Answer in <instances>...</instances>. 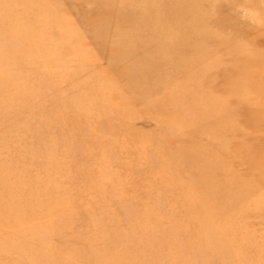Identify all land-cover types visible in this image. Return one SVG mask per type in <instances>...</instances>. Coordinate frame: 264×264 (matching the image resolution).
<instances>
[{
  "label": "rangeland",
  "instance_id": "rangeland-1",
  "mask_svg": "<svg viewBox=\"0 0 264 264\" xmlns=\"http://www.w3.org/2000/svg\"><path fill=\"white\" fill-rule=\"evenodd\" d=\"M0 264H264V0H0Z\"/></svg>",
  "mask_w": 264,
  "mask_h": 264
},
{
  "label": "bare ground",
  "instance_id": "bare-ground-1",
  "mask_svg": "<svg viewBox=\"0 0 264 264\" xmlns=\"http://www.w3.org/2000/svg\"><path fill=\"white\" fill-rule=\"evenodd\" d=\"M218 53V52H217Z\"/></svg>",
  "mask_w": 264,
  "mask_h": 264
}]
</instances>
